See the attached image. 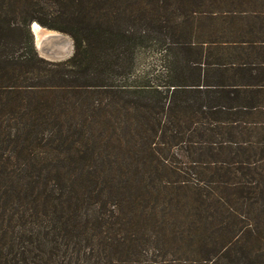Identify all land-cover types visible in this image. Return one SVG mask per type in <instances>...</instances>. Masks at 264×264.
<instances>
[{
  "label": "trees",
  "instance_id": "obj_1",
  "mask_svg": "<svg viewBox=\"0 0 264 264\" xmlns=\"http://www.w3.org/2000/svg\"><path fill=\"white\" fill-rule=\"evenodd\" d=\"M0 34V264H264V0H0Z\"/></svg>",
  "mask_w": 264,
  "mask_h": 264
},
{
  "label": "rangeland",
  "instance_id": "obj_2",
  "mask_svg": "<svg viewBox=\"0 0 264 264\" xmlns=\"http://www.w3.org/2000/svg\"><path fill=\"white\" fill-rule=\"evenodd\" d=\"M53 21V19H52ZM31 30V28H30ZM52 31H56V30H52ZM32 32V30H31ZM59 32V31H57ZM60 34L64 35L65 37H67L69 40H71L70 36L68 34L62 33L60 32ZM4 34H0L2 38V41H5V37L3 36ZM12 38L17 39V36H12ZM36 40V39H35ZM8 42V41H6ZM36 43L38 45V41L36 40ZM49 46V47H47ZM57 46V48H56ZM72 46V47H71ZM38 47L40 49H38L40 55L45 58L46 60L52 61V62H60V61H65L70 59L73 54H74V45L72 40L70 41V44H66V43H55L53 41H48L45 42L44 44V48L43 49H47L49 51L52 52L53 55H55V59L56 60H52L51 58H49L46 54H44L42 51L43 49H41L40 45H38ZM55 47V48H54ZM66 48V50L64 49ZM68 48V49H67ZM25 49L24 45L21 44L17 49V51H23ZM57 49V50H56ZM160 54L159 53H153V52H147L146 54H143L140 59H139V63H138V68L142 71V73L144 74H148L150 73V71H152V76L153 78H155L156 76H158V74L161 71V61H160Z\"/></svg>",
  "mask_w": 264,
  "mask_h": 264
},
{
  "label": "bare ground",
  "instance_id": "obj_3",
  "mask_svg": "<svg viewBox=\"0 0 264 264\" xmlns=\"http://www.w3.org/2000/svg\"><path fill=\"white\" fill-rule=\"evenodd\" d=\"M32 28H33V32L36 34L38 45H40L41 49L44 48V42H48V41L49 42L53 41L55 43H63V44L64 43H66V44L68 43V44H70L71 40H69L64 35L60 34L59 32L46 30L38 23H34ZM47 47H49V46H47ZM56 48H57V46H56ZM64 49L66 50V48H64Z\"/></svg>",
  "mask_w": 264,
  "mask_h": 264
},
{
  "label": "water",
  "instance_id": "obj_4",
  "mask_svg": "<svg viewBox=\"0 0 264 264\" xmlns=\"http://www.w3.org/2000/svg\"><path fill=\"white\" fill-rule=\"evenodd\" d=\"M34 24V23H33ZM33 24L31 25V30H32V32H33V28H32V26H33ZM44 29H46V28H44ZM46 30H48V29H46ZM33 34H34V36H35V39L37 40V37H36V34L33 32ZM36 40H35V44H36V47H37V49H40L39 47H38V45H37V43H36ZM73 42V41H72ZM44 44H45V42H44ZM74 45V44H73ZM44 54H46L49 58H51L52 60H56L55 58V55H53L52 54V52L51 51H49V50H47V49H43V51H42Z\"/></svg>",
  "mask_w": 264,
  "mask_h": 264
},
{
  "label": "crops",
  "instance_id": "obj_5",
  "mask_svg": "<svg viewBox=\"0 0 264 264\" xmlns=\"http://www.w3.org/2000/svg\"><path fill=\"white\" fill-rule=\"evenodd\" d=\"M50 31H52V30H50ZM54 32H57V31H54ZM60 33V32H59Z\"/></svg>",
  "mask_w": 264,
  "mask_h": 264
}]
</instances>
